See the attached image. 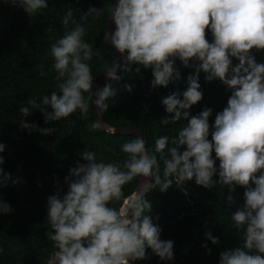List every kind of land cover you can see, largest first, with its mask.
<instances>
[{"label":"clouds","instance_id":"1","mask_svg":"<svg viewBox=\"0 0 264 264\" xmlns=\"http://www.w3.org/2000/svg\"><path fill=\"white\" fill-rule=\"evenodd\" d=\"M2 2L21 7L30 17L49 9V0ZM108 13L116 30L105 34L104 43L120 54L127 53L125 71L129 65L151 69L152 87L167 88L181 80L177 60L184 68L195 67L183 93L162 99L171 118L159 123H186L177 129L175 138L162 136L155 142V153L163 159L162 175L157 155L138 135L121 145L126 156L122 163L98 160L92 151L81 153L84 163L70 169L67 191L48 197L44 235L52 242V251L47 264H130L144 260L147 249L162 264H171L174 242L161 239L162 229L153 223V205L146 195L156 188L167 192L174 184L182 186L193 179L198 186L212 189L217 176L231 191L245 190L242 208L231 216L235 228L243 231V243L222 251L219 264H264V64L256 63L252 51H264V0H115ZM103 14V8L90 7L80 23L71 7L65 10L62 24L67 30L52 43L49 53L58 91L31 97L20 108L25 118L38 110L45 124L76 114L84 119L93 105L107 112L106 102L116 93L111 85L93 91L96 79L91 62L102 57L85 40L91 21ZM206 30L213 37L211 43ZM120 67L117 59L105 63L104 75L118 81ZM201 72L208 82L219 80L231 90L227 107L215 116L211 139L212 109L205 108L198 115L189 111L203 99ZM45 75L41 65L40 76ZM125 87L131 92L130 85ZM101 126L97 121L92 127ZM20 128L29 134L55 131L24 120ZM5 147L0 143V154ZM4 163L0 155V187L20 183L4 171ZM141 177L143 182L125 196V186ZM228 203H234L232 196ZM11 211L9 204L0 201V214ZM205 235L213 245L219 244L211 232Z\"/></svg>","mask_w":264,"mask_h":264},{"label":"trees","instance_id":"2","mask_svg":"<svg viewBox=\"0 0 264 264\" xmlns=\"http://www.w3.org/2000/svg\"><path fill=\"white\" fill-rule=\"evenodd\" d=\"M114 3L115 0H49V9L42 15L30 17L21 7H13L0 0V143L6 145L0 155L5 161L4 171L13 179L20 180L18 184L9 183L0 187V201L9 204L12 209L11 214H0V247L4 248L0 264H47L52 251V242L44 235L48 230V197L67 191L66 177L77 163H84L80 157L84 150L95 152L98 160L102 157L106 162L122 163L126 156L121 151V145L136 138L112 136L94 129V105L84 119L76 114L47 124L38 110H31L27 118L20 112L31 97L58 91L49 53L52 43L67 30L62 19L68 7L73 9L74 18L80 23H83L81 16L90 7L104 9L99 19L91 21L85 36L94 49L100 50L102 57L93 58L92 74L96 81L104 74V64L116 59L114 50L104 43L108 9ZM49 28L52 31H48ZM206 39L210 43L213 39L208 30ZM252 51L256 63L264 64V51ZM41 65L46 73L43 77L40 76ZM127 67L128 70L119 76L118 81L107 84L116 94L106 102L108 110L102 115L112 127L142 131L148 139L147 148L157 155L162 175L163 159L155 153V142L162 136L175 138L177 129L186 123L161 125L159 122L162 119L171 118L162 99L176 92L183 93L188 76L195 74V67L184 68L177 60L181 80L167 88L152 87L154 77L151 69L139 65ZM205 76L203 72L199 75L203 99L189 111L198 115L205 108L212 109L209 118L211 139L215 116L227 107L231 90L219 80L208 82ZM126 85L131 86V92L126 90ZM22 120L41 129L55 131L50 135L39 132L29 134L27 130H21ZM216 166H219V161ZM213 179L216 185L212 189L198 186L193 179L182 186L174 184L167 192L153 189L146 197L153 205L150 213L153 223L162 229L161 239L174 242V261L171 264H219L222 251L233 250L243 243V231L235 228L231 216L242 208L245 190L237 187L231 191L218 182V176ZM139 181L140 178H137L125 186V196L135 191ZM229 196L234 199L231 205L228 203ZM113 206L119 207V204ZM207 232L219 239L218 245L206 239ZM137 264L162 262L151 249H147L146 258L137 261Z\"/></svg>","mask_w":264,"mask_h":264},{"label":"water","instance_id":"3","mask_svg":"<svg viewBox=\"0 0 264 264\" xmlns=\"http://www.w3.org/2000/svg\"><path fill=\"white\" fill-rule=\"evenodd\" d=\"M109 15V13H108ZM107 15V20H106V28H105V32H104V36L107 32L111 31L114 32L116 30V26L114 24V22L111 20L110 16ZM109 45L111 46V48L114 50L115 55H116V59L118 60V62L120 63L121 67L117 72L118 77L125 71V57L127 56V53L124 54H120L110 43ZM112 82L111 80H109L104 74L101 75L97 81H96V87L93 89L94 92L99 91L100 89H102L103 87H105L108 83ZM94 112H95V122L99 121L101 122V128H98L100 131L110 134L112 136H140L141 138L145 139L148 143V139L146 137V135L142 132L139 131L137 129L134 128H130V127H126V128H115L110 126L104 119L102 112H100L97 108H95L94 106ZM147 147V144H146ZM144 178L141 177L139 183L143 182ZM148 195V194H147ZM146 195V197H147ZM137 261H132L130 262V264H136Z\"/></svg>","mask_w":264,"mask_h":264}]
</instances>
